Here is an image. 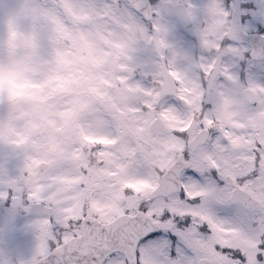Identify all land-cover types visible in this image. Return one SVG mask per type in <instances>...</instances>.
<instances>
[{
  "label": "rangeland",
  "instance_id": "374dc122",
  "mask_svg": "<svg viewBox=\"0 0 264 264\" xmlns=\"http://www.w3.org/2000/svg\"><path fill=\"white\" fill-rule=\"evenodd\" d=\"M163 1L155 0L161 9ZM168 1L187 5L197 42L186 39L174 15L163 10L144 21L126 0H0V74L19 73L40 85L22 96L0 87V189L16 193L17 208L27 210L45 188L73 187L81 169L91 181L118 176L126 172V159L139 156L145 167L162 172L183 144L172 146L169 160L157 158L149 145L157 115L170 128L187 130L188 143L202 123L223 128L244 87L264 104V88L251 75L240 76L249 45L226 37L233 5L224 11L212 6L215 0H193L200 7ZM12 32L34 47L12 50ZM161 61L176 86L159 100ZM254 61L264 68V57ZM41 160L49 167L38 175ZM126 186L148 199L155 185L137 180ZM249 187L264 183L250 181ZM87 211L97 212L90 200ZM27 224L23 213L10 220L0 211V264H10L6 253L14 263L30 256L35 237Z\"/></svg>",
  "mask_w": 264,
  "mask_h": 264
},
{
  "label": "snow or ice",
  "instance_id": "6c2138e0",
  "mask_svg": "<svg viewBox=\"0 0 264 264\" xmlns=\"http://www.w3.org/2000/svg\"><path fill=\"white\" fill-rule=\"evenodd\" d=\"M159 4L130 0L127 7L148 21L163 11ZM232 5L215 0L212 6L230 11ZM239 7L247 32L254 27L264 39V0H244ZM244 46L240 76L251 75L264 88V68L253 59L254 52L264 56V46ZM231 111L223 128L201 124L206 140L195 148L187 130L153 133L149 145L158 159L169 160L172 146L183 144L170 183L161 184L160 169L145 167L137 156L124 161L126 172L118 176L91 181L81 169L73 187L45 188L27 210L15 206L16 193L0 189V211L7 210L10 220L23 213L35 237L22 264H264V188L249 187L250 181L264 183V104L249 93ZM137 180L159 187L145 199L126 186ZM89 200L94 214L87 211Z\"/></svg>",
  "mask_w": 264,
  "mask_h": 264
},
{
  "label": "water",
  "instance_id": "95a60500",
  "mask_svg": "<svg viewBox=\"0 0 264 264\" xmlns=\"http://www.w3.org/2000/svg\"><path fill=\"white\" fill-rule=\"evenodd\" d=\"M170 4L174 6L172 9H169ZM239 4H240V1L236 0L235 8L232 13L231 26L228 32V36L235 41H238V42L245 41L255 47L264 46V39L258 38L257 33L256 34L244 33L242 29V25L240 23L241 15H240ZM163 7L167 11V13H175L178 16L181 24L185 27V29L189 31L190 33L194 34L193 19L183 3L173 4L171 2H165L163 4ZM253 57L258 58V57H261V55L259 54V52H254ZM163 74H164V82L162 84L161 96L167 93H173L174 91V83H173L171 75L167 71L163 72ZM249 93H251V97L254 99V92L251 89L246 88L245 94L248 95ZM151 128L155 132L162 128L169 129L161 117H157L156 119L152 121ZM206 132L207 130H202L199 133H197L195 138L190 142V147L195 148L198 145L204 143V141L206 140V135H205ZM181 159H183L182 154L179 155L176 161H179ZM173 164L163 174L162 179H161V184L170 183V181L176 179V177L173 175L171 171ZM47 167H48L47 162H40L37 166L38 173L41 174ZM158 187L159 185L152 191L151 196L157 191Z\"/></svg>",
  "mask_w": 264,
  "mask_h": 264
},
{
  "label": "clouds",
  "instance_id": "9594fccd",
  "mask_svg": "<svg viewBox=\"0 0 264 264\" xmlns=\"http://www.w3.org/2000/svg\"><path fill=\"white\" fill-rule=\"evenodd\" d=\"M8 45L12 50L18 47H34V45L26 38L18 36L16 32H12ZM0 87H6L13 96H22L26 90L31 88H39V84H33L27 79H24L19 73L0 74Z\"/></svg>",
  "mask_w": 264,
  "mask_h": 264
}]
</instances>
